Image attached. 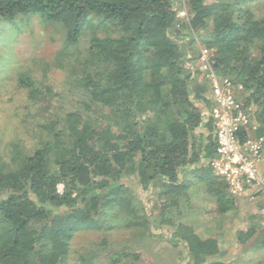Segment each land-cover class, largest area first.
Listing matches in <instances>:
<instances>
[{"label":"trees","instance_id":"16d2710c","mask_svg":"<svg viewBox=\"0 0 264 264\" xmlns=\"http://www.w3.org/2000/svg\"><path fill=\"white\" fill-rule=\"evenodd\" d=\"M179 1L0 0L1 24L39 15L61 28L55 66L66 68L57 90L28 71L17 74L29 101L59 107L39 125L38 145L12 143L0 159V264H69L76 232L117 222L139 234L171 227L172 244L183 245L190 264L217 254L215 239H202L174 212L195 179L218 215L236 199L208 164L215 151L209 84L199 50L180 39L203 34L213 69L242 84L253 134L264 135V13L249 0H184L188 22L177 25ZM66 94L77 105L59 116ZM146 190L149 209L139 196ZM254 236L264 249V221L236 233L239 244ZM100 244L105 264H138V252L110 251L106 238ZM93 253L79 254L80 264Z\"/></svg>","mask_w":264,"mask_h":264},{"label":"rangeland","instance_id":"374dc122","mask_svg":"<svg viewBox=\"0 0 264 264\" xmlns=\"http://www.w3.org/2000/svg\"><path fill=\"white\" fill-rule=\"evenodd\" d=\"M248 2L257 13H264V0H249ZM202 35L201 32L200 34L192 33L183 36L180 42L190 44L197 51V49L204 48ZM61 37V28L51 25L39 15L21 16L9 24L0 23L1 160L8 158L12 143L32 149L38 145L39 125L47 121V118L54 112L51 109L59 107L54 106L55 101L53 103V100L39 103L29 101L26 89L18 85L16 77L18 73L28 71L31 77L40 83L51 85L55 90L59 89L66 75V68L61 69L55 66L56 51L60 46ZM83 45H87V40L81 43V47ZM63 101H66L64 105L61 102L56 104L64 107L58 112L59 116H63L66 108L77 105L74 98L72 96L70 98L68 94L64 95ZM49 104L52 108H48ZM186 177H190V173H187ZM188 193L187 201H182L174 212H179L178 220L191 224L195 232L202 233L205 226L212 222L216 223L217 220H220L221 225H233L238 228L239 226L245 227L241 222L246 218L248 220L245 223L246 228L250 223L263 226V221L258 217V213H255L256 205L248 198H236L233 207L218 216L214 199L206 193L202 181L195 179ZM152 195L151 190L139 192L147 209L153 204ZM252 215H256L257 218L251 219ZM260 229L262 228L258 230L259 236ZM171 233L172 228L163 225L159 228H151L145 234H139L138 231L124 229L121 222H117L116 227L106 231L79 230L71 243L72 254L69 264H80L79 254H86L89 251H95V253L89 256L86 264H105L108 261V252L100 244L103 238L107 239V248L110 251L126 249L138 252L140 254V259L136 262L138 264H190L191 260L183 249V245L172 244ZM257 236L241 246L250 248L243 255L240 253L241 258L255 259L259 255L262 256L263 252H260V246L256 242ZM238 246V249L234 251L236 254L241 250L239 244Z\"/></svg>","mask_w":264,"mask_h":264},{"label":"built area","instance_id":"2783aa9c","mask_svg":"<svg viewBox=\"0 0 264 264\" xmlns=\"http://www.w3.org/2000/svg\"><path fill=\"white\" fill-rule=\"evenodd\" d=\"M175 14L177 25L188 22L184 0L175 3ZM211 56L209 49L201 48L196 61L200 75L209 84L211 106L206 120H210L212 126L215 151L208 164L213 174L225 180L230 195L255 193L264 198V135L253 134L257 124L242 102V84L218 75ZM61 191L62 185H58V192ZM258 214L264 221V206Z\"/></svg>","mask_w":264,"mask_h":264},{"label":"crops","instance_id":"0c3cea01","mask_svg":"<svg viewBox=\"0 0 264 264\" xmlns=\"http://www.w3.org/2000/svg\"><path fill=\"white\" fill-rule=\"evenodd\" d=\"M235 197L236 198L244 197L250 199L251 202H253L256 205L255 213H259L260 208L264 206V198L261 195L255 193H244L241 196H235ZM211 218L213 217L211 216ZM219 221L220 220H217L216 223L212 222L210 225L205 226L204 227L205 230L202 233L196 231L198 233V236H200L202 239H209V238L215 239L217 241V246H218L217 254L206 258L205 261L202 262L201 264H264V249L262 248H260L261 250L260 252H263L261 254L262 256L259 255L258 257H255V259H245V257L241 258V254L243 255L247 250L250 249V248L247 249L245 247L243 248L241 246L245 245L248 241H250V239L247 240L246 243L244 244H239L236 239V233L238 230H246L245 223L248 222L246 218L242 219L241 222L244 224L245 227L239 226L238 228H235L233 225L230 226H227V224L225 226L221 225ZM238 244L240 245L241 250H239L238 253L236 254V252L234 253V251L238 249L239 247Z\"/></svg>","mask_w":264,"mask_h":264},{"label":"clouds","instance_id":"9594fccd","mask_svg":"<svg viewBox=\"0 0 264 264\" xmlns=\"http://www.w3.org/2000/svg\"><path fill=\"white\" fill-rule=\"evenodd\" d=\"M260 218V217H259Z\"/></svg>","mask_w":264,"mask_h":264}]
</instances>
